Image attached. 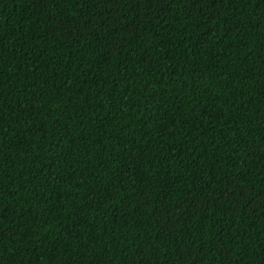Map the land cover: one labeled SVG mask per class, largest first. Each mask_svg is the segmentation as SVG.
I'll use <instances>...</instances> for the list:
<instances>
[{
  "label": "trees",
  "instance_id": "trees-1",
  "mask_svg": "<svg viewBox=\"0 0 264 264\" xmlns=\"http://www.w3.org/2000/svg\"><path fill=\"white\" fill-rule=\"evenodd\" d=\"M0 264H264V0H0Z\"/></svg>",
  "mask_w": 264,
  "mask_h": 264
}]
</instances>
